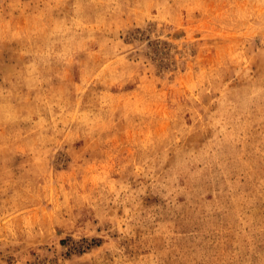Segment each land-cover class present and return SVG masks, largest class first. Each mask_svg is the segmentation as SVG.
Listing matches in <instances>:
<instances>
[{"label":"rangeland","instance_id":"obj_1","mask_svg":"<svg viewBox=\"0 0 264 264\" xmlns=\"http://www.w3.org/2000/svg\"><path fill=\"white\" fill-rule=\"evenodd\" d=\"M0 264H264V0H0Z\"/></svg>","mask_w":264,"mask_h":264}]
</instances>
